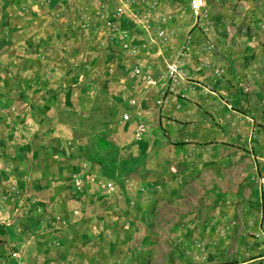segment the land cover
I'll list each match as a JSON object with an SVG mask.
<instances>
[{
	"label": "rangeland",
	"instance_id": "1",
	"mask_svg": "<svg viewBox=\"0 0 264 264\" xmlns=\"http://www.w3.org/2000/svg\"><path fill=\"white\" fill-rule=\"evenodd\" d=\"M0 264H264V0H0Z\"/></svg>",
	"mask_w": 264,
	"mask_h": 264
},
{
	"label": "built area",
	"instance_id": "2",
	"mask_svg": "<svg viewBox=\"0 0 264 264\" xmlns=\"http://www.w3.org/2000/svg\"><path fill=\"white\" fill-rule=\"evenodd\" d=\"M202 3V0H191V6L193 9H199L200 5ZM126 117V116H125Z\"/></svg>",
	"mask_w": 264,
	"mask_h": 264
}]
</instances>
